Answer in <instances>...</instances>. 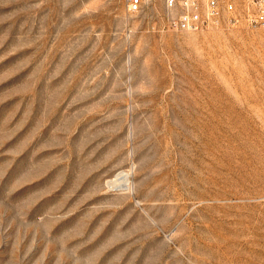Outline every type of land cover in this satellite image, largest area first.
I'll return each mask as SVG.
<instances>
[{"label": "rangeland", "instance_id": "1", "mask_svg": "<svg viewBox=\"0 0 264 264\" xmlns=\"http://www.w3.org/2000/svg\"><path fill=\"white\" fill-rule=\"evenodd\" d=\"M225 13L0 0V264H264V28Z\"/></svg>", "mask_w": 264, "mask_h": 264}, {"label": "built area", "instance_id": "2", "mask_svg": "<svg viewBox=\"0 0 264 264\" xmlns=\"http://www.w3.org/2000/svg\"><path fill=\"white\" fill-rule=\"evenodd\" d=\"M129 13L139 12L148 0H124ZM175 29L198 30L221 23L223 13L230 21H244L264 28V0H162ZM225 13V14H226Z\"/></svg>", "mask_w": 264, "mask_h": 264}]
</instances>
